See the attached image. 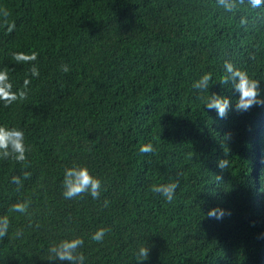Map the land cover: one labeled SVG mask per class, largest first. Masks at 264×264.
Here are the masks:
<instances>
[{"label":"trees","instance_id":"trees-1","mask_svg":"<svg viewBox=\"0 0 264 264\" xmlns=\"http://www.w3.org/2000/svg\"><path fill=\"white\" fill-rule=\"evenodd\" d=\"M232 3L0 0V126L21 128L26 148L24 160L0 156V264H70L48 248L76 236L84 264H187L202 243L205 264L233 253L251 264L256 239L229 226L255 214L247 193L264 187V104L235 110L238 94L219 81L229 61L264 97V7ZM204 73L232 101L224 118L193 87ZM72 165L101 180L98 198L63 197ZM172 182L170 201L152 191ZM22 200L28 212H13ZM210 207L225 210L220 230L204 222ZM101 227L103 242L91 241Z\"/></svg>","mask_w":264,"mask_h":264},{"label":"clouds","instance_id":"clouds-1","mask_svg":"<svg viewBox=\"0 0 264 264\" xmlns=\"http://www.w3.org/2000/svg\"><path fill=\"white\" fill-rule=\"evenodd\" d=\"M219 5H222L226 10H231L234 5L232 0H217ZM249 7L257 9L264 7V0H247ZM64 71H68L67 66H62ZM225 76L220 80L221 85L231 83L232 90L237 93L235 99L234 108L237 111H247L253 105L264 104V97L261 96L259 82L249 77L246 71L234 67L229 62H224ZM212 77L204 73L196 81L193 82V87L196 90H207L208 95L203 98V106L207 110L215 111L216 115L220 118H224L230 107H232V101L229 96L218 93L210 92L209 87L211 85ZM20 98H23L24 93L19 94ZM15 95L5 97L9 102L16 99ZM25 133L21 128L12 126H0V156L9 157L14 155L16 160L25 159ZM150 146H141V152L151 151ZM261 155V154H260ZM262 156V155H261ZM218 166L225 167L222 161H218ZM222 174L215 175V178ZM13 182L19 184L18 177H12ZM63 191L62 195L65 199H73L79 197L81 194H88L93 199H96L100 195L101 180L93 175L86 165H72L67 167L63 171L62 178ZM177 184L175 182L167 184L154 185L153 192L160 193L166 200H172L174 197ZM249 202L255 208V214L252 213L246 217L243 221L229 226L230 230L236 234L238 239H256L254 248L251 250L252 261L251 264H264V187L259 185L258 187H252L248 190ZM233 201L228 205L227 211ZM30 201L22 200L12 204L11 210L16 213H27L29 209ZM107 204V201H105ZM225 215V210L219 207H210L207 211V216L214 219H222ZM216 229V224L213 227ZM8 232V218L0 217V237H3ZM105 228H97L91 233V241L100 243L103 242L105 237ZM16 237L22 236V232L17 231ZM84 244V240L78 236L71 238H61L60 240L53 242L48 252L52 260L68 261L70 264H84L85 257L80 251V248ZM205 252V244L202 243L198 247L197 251L192 253V257L187 264H205L207 255ZM149 254V247L147 244L138 247L136 252V261H144ZM208 264H238V258L236 253L232 256H226L225 258H212L209 259Z\"/></svg>","mask_w":264,"mask_h":264},{"label":"bare ground","instance_id":"bare-ground-1","mask_svg":"<svg viewBox=\"0 0 264 264\" xmlns=\"http://www.w3.org/2000/svg\"><path fill=\"white\" fill-rule=\"evenodd\" d=\"M263 109H264V107H263ZM205 223H207V226L210 228V230H211V227H214L215 226V224H216V229L217 230H220V226H221V224H222V220L221 219H215V220H206V221H204ZM206 239H204V241H208V240H211L210 238V234L208 235V236H206L205 237ZM204 244V243H203Z\"/></svg>","mask_w":264,"mask_h":264}]
</instances>
